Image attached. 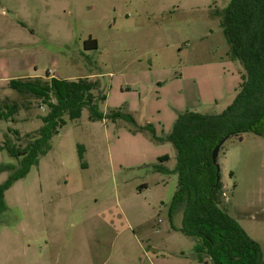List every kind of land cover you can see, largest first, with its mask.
<instances>
[{
  "label": "rangeland",
  "instance_id": "rangeland-1",
  "mask_svg": "<svg viewBox=\"0 0 264 264\" xmlns=\"http://www.w3.org/2000/svg\"><path fill=\"white\" fill-rule=\"evenodd\" d=\"M229 1L0 0V58L19 68L14 76L46 78L48 70L63 78L95 75L89 79L107 85L103 111L124 108L138 125L152 124L164 135L180 113H221L239 92L243 66L231 57L215 14ZM90 37L98 49H85ZM8 83L0 79V111L14 104L18 111L0 120V167L19 164L2 150L5 136L25 147L49 111ZM263 141L252 133L232 137L218 157L227 206L258 218ZM51 145L5 193L0 264H211L197 261L195 240L170 221L178 176L153 170L162 155L174 169L170 142H157L125 120L90 121L84 109ZM78 145L85 148L83 160ZM8 174L0 172V184ZM182 219L180 209L174 225Z\"/></svg>",
  "mask_w": 264,
  "mask_h": 264
},
{
  "label": "trees",
  "instance_id": "trees-1",
  "mask_svg": "<svg viewBox=\"0 0 264 264\" xmlns=\"http://www.w3.org/2000/svg\"><path fill=\"white\" fill-rule=\"evenodd\" d=\"M215 14L221 16L231 57L243 66L239 92L221 113H180L170 132L164 135H158L152 124L138 125L124 108L103 111L101 105L107 101L108 93L101 79L50 78L48 72L46 78L11 79L9 88L42 100L49 111L42 117L43 125L36 136L25 147L12 144L5 136L2 150L19 159V164L0 167V172H9L0 184V216L8 210L5 193L39 165L52 148V138L68 120H78L87 109L90 121L125 120L138 130L150 132L155 141L173 145L174 169L164 164L170 157L162 155L153 170L178 176L169 218L174 229L195 240L193 250L199 263L208 258L211 264H264L260 244L232 216L224 198L221 172L217 173L212 160L213 150L225 138L243 140L247 133L264 137V0H230L223 11ZM84 45L86 50L98 49V41L92 37ZM102 84L106 86L104 90ZM17 111V105H6V111H0V120H8ZM84 150L83 145H78L80 160ZM180 209L182 225L176 227L173 219Z\"/></svg>",
  "mask_w": 264,
  "mask_h": 264
},
{
  "label": "crops",
  "instance_id": "crops-1",
  "mask_svg": "<svg viewBox=\"0 0 264 264\" xmlns=\"http://www.w3.org/2000/svg\"><path fill=\"white\" fill-rule=\"evenodd\" d=\"M22 24L25 25L24 23H22ZM57 65L59 66V63L56 60V62L54 63L53 66L57 67ZM17 69H19V68L12 67L10 61H8L7 58H0V79L1 80L7 79L9 82L11 79H17V78L18 79L19 78L20 79H34L36 77L45 78V76H28V77L14 76L13 73L16 72ZM48 72H52L49 76L50 78L56 77V78L70 79V80L77 79V78H91L92 76H95V75H91V76H84V77L63 78V77L53 73V70L52 71L48 70ZM240 83H241V77H240ZM240 83H239V86H240ZM216 114H218V113H216ZM260 148L261 149L259 150V154L263 155V157L262 156L259 157V163H260L258 165L259 166V171H258L259 174L256 177H258V180H259V183H258L259 194H260V196L264 197V144L263 145L261 144ZM226 157L227 156L225 155L224 160H226ZM219 162H220V160H219ZM220 167H221V163H220ZM231 172L233 173V171H230V173ZM230 173H229V175H230ZM232 177H234V173H233ZM227 202H228V200H227ZM228 204H229V202H228ZM229 207H230V212H232V214H233V217L241 224V226L247 231V233L248 234L253 233L255 235V237L254 236H252V237H254L256 239L255 241H257L260 244V246L262 248V252H263V258H264V235H261L259 233V235H261V236H259L258 233L256 232V230L264 231V211H262V214L260 215L261 217L258 218L254 215H251V213H250V215H243V214L237 213L236 210L238 208L237 207L234 208L230 204H229ZM240 221H242V222H240Z\"/></svg>",
  "mask_w": 264,
  "mask_h": 264
},
{
  "label": "water",
  "instance_id": "water-1",
  "mask_svg": "<svg viewBox=\"0 0 264 264\" xmlns=\"http://www.w3.org/2000/svg\"><path fill=\"white\" fill-rule=\"evenodd\" d=\"M229 138H225L223 139L216 147L215 149L213 150V153H212V160H213V163L214 165L217 167V173L219 174L221 172V167H220V164L218 162V157H219V152H220V149L222 148V146L228 141ZM219 180V178H218Z\"/></svg>",
  "mask_w": 264,
  "mask_h": 264
}]
</instances>
